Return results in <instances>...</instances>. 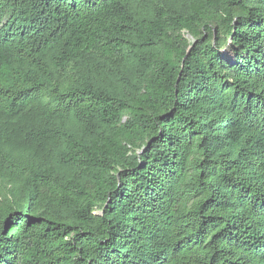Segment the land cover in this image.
Returning a JSON list of instances; mask_svg holds the SVG:
<instances>
[{"label":"trees","instance_id":"1","mask_svg":"<svg viewBox=\"0 0 264 264\" xmlns=\"http://www.w3.org/2000/svg\"><path fill=\"white\" fill-rule=\"evenodd\" d=\"M0 264H264V0H0Z\"/></svg>","mask_w":264,"mask_h":264},{"label":"rangeland","instance_id":"2","mask_svg":"<svg viewBox=\"0 0 264 264\" xmlns=\"http://www.w3.org/2000/svg\"><path fill=\"white\" fill-rule=\"evenodd\" d=\"M69 128H70L71 131L78 132L80 135H83L84 136V132L81 129V125L79 123H77V122H70L69 123Z\"/></svg>","mask_w":264,"mask_h":264}]
</instances>
